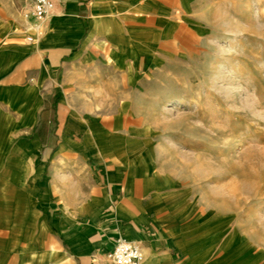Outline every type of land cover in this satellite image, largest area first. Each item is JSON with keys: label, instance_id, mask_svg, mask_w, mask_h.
Wrapping results in <instances>:
<instances>
[{"label": "rangeland", "instance_id": "rangeland-1", "mask_svg": "<svg viewBox=\"0 0 264 264\" xmlns=\"http://www.w3.org/2000/svg\"><path fill=\"white\" fill-rule=\"evenodd\" d=\"M27 7L26 0H0V51L12 42L30 45ZM178 16L166 36L146 39L145 61L49 69L52 92L38 95L44 105L34 131L22 133V143L8 137L1 144L8 169L0 174L7 179V190L0 187V264H68L58 258L65 244L45 246L63 213L57 196L46 199L45 180L58 154L104 175L102 150L172 194L183 221L213 230L231 264H264V0H184ZM30 60L7 81L31 83L41 63ZM21 97L26 115L32 96ZM37 135L40 143L31 142ZM15 166L36 169L21 185ZM31 176L41 193L32 203L19 188L29 187ZM106 251L92 260L114 264Z\"/></svg>", "mask_w": 264, "mask_h": 264}, {"label": "crops", "instance_id": "crops-1", "mask_svg": "<svg viewBox=\"0 0 264 264\" xmlns=\"http://www.w3.org/2000/svg\"><path fill=\"white\" fill-rule=\"evenodd\" d=\"M53 1L55 7L43 22L42 36L33 43L27 42L29 46L12 42L9 50L0 51V174H6L8 169L2 165L6 156L1 153V144L8 137L22 143V133H32L37 125L38 112L44 105L43 99H37L38 95L52 92L45 81L49 69L61 63L68 72L74 66L92 62L106 64L109 69L119 63L145 61L142 52L148 44L146 39L151 35L155 39L166 36L163 32L167 25L180 20L178 15L184 9V0ZM30 58L41 63L31 83L8 82V75L21 62L31 61ZM23 94L32 96L24 109L26 115L22 114ZM7 110L11 112L10 118L5 117ZM109 137L105 135L106 140ZM30 140L40 143L38 135ZM18 154L21 157L20 151ZM117 154L107 150L99 152L98 157L106 160L104 175L90 172L82 161H77L75 167L67 156L60 158L58 154L54 160L45 180L46 199L57 196L63 213L54 221L56 232L47 233L45 246L55 245L57 241L65 244L59 261L104 264L94 262L92 256L111 249L120 236L140 244L142 264H231L230 253L228 256L220 253L225 251L224 246L216 248L213 230L199 231L189 220H184L187 222L184 224L182 216L175 214L174 196L162 192L155 181L149 182L129 165L122 167ZM35 169L15 166L17 182L23 185ZM0 182L2 188L7 179ZM29 183L30 186L26 184L29 187L19 188L21 198L32 203L40 199L39 179L33 178ZM71 184L78 192L73 201L68 193ZM5 190L6 186L2 191Z\"/></svg>", "mask_w": 264, "mask_h": 264}, {"label": "built area", "instance_id": "built-area-1", "mask_svg": "<svg viewBox=\"0 0 264 264\" xmlns=\"http://www.w3.org/2000/svg\"><path fill=\"white\" fill-rule=\"evenodd\" d=\"M27 9L23 13L26 41L33 43L42 34L45 18L55 7L53 0H26ZM114 264H142L144 256L141 246L134 241L118 238L106 253Z\"/></svg>", "mask_w": 264, "mask_h": 264}]
</instances>
